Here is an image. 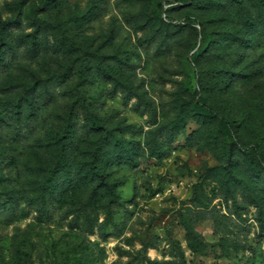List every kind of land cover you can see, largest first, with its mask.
<instances>
[{"label":"rangeland","instance_id":"374dc122","mask_svg":"<svg viewBox=\"0 0 264 264\" xmlns=\"http://www.w3.org/2000/svg\"><path fill=\"white\" fill-rule=\"evenodd\" d=\"M0 264H264V0H0Z\"/></svg>","mask_w":264,"mask_h":264},{"label":"trees","instance_id":"16d2710c","mask_svg":"<svg viewBox=\"0 0 264 264\" xmlns=\"http://www.w3.org/2000/svg\"><path fill=\"white\" fill-rule=\"evenodd\" d=\"M178 1L181 3H188L190 0H178ZM227 123L230 124L232 127L238 124L237 121H232ZM257 145L258 144L255 145L256 148L258 147ZM96 173H98L97 175L99 179L102 180L103 176L100 175L98 171H96ZM184 227L187 234L189 248L195 253H201L203 250H205L207 248V245L203 241L201 235L197 233L196 230L188 223H184Z\"/></svg>","mask_w":264,"mask_h":264}]
</instances>
